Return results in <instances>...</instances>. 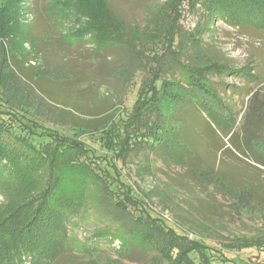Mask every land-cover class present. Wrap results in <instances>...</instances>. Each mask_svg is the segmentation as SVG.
Listing matches in <instances>:
<instances>
[{"label":"trees","instance_id":"16d2710c","mask_svg":"<svg viewBox=\"0 0 264 264\" xmlns=\"http://www.w3.org/2000/svg\"><path fill=\"white\" fill-rule=\"evenodd\" d=\"M21 1L0 0L1 37L12 36ZM183 1L164 0L159 4V7H164L168 12L164 15L175 21H170V28L162 31L165 35L156 43L155 49L150 51L141 38L129 33L130 30H138L154 23L157 20L154 17L155 11L144 25L139 26L129 24L121 18L108 0H46L41 6L39 20L23 26L22 34H25L24 37L33 48L42 42L41 36L34 34L45 24L43 19L52 26L61 27L62 22H70L69 16L73 12L79 11L86 17L83 22L85 26L75 32H59L60 28H54L52 41H57L59 49L66 54L54 63L58 70L66 74L62 79H51L38 69L30 71L31 67H35L34 64L24 68V62L33 60L28 54L30 51L22 53L21 58L15 53L7 55L4 52L1 55L0 66L8 61V65L25 84L29 81L35 86L29 83L26 85L31 91L41 93L48 89L43 85L45 83L49 85L69 80L72 84L76 83L72 86L77 91L71 90L69 95L77 101L99 97L98 90L92 83L84 90L77 87L76 64L67 57L70 46L74 41L79 42L77 39L82 40L86 33L96 40V53L100 52L98 57L104 56L101 55L104 52L120 50L122 53L119 64H112L104 69L106 77L110 71L133 58L141 67H145L146 62L151 60L156 67L152 70V64L149 66L152 76L146 79L144 90L137 92L131 113L124 112L114 118L113 103L103 98V104L108 103V106L98 114L86 110L92 107L84 104L76 112L66 107H52L57 110L59 119L64 121L56 122L59 129L47 127L41 120H35L37 115L34 112L10 103L0 91V193L4 198L0 204V264H84L87 257L84 256L85 253L101 252L99 241L112 249V241L108 235L120 242L116 252L129 251L134 246L154 250V246L162 238V232L186 237L161 218L153 216L145 206L143 220L150 224L137 220L131 210H118L119 203L111 196L110 188L100 183L93 172L81 168L77 163L78 157L85 150H91L92 153L97 149L103 151L112 159L109 167L114 172L119 168L117 161L122 163L127 155L138 156L141 163L150 166L148 161L151 162V155L155 154L166 165L185 167L196 180L216 181L219 185L225 184L233 189L246 187L251 195V185L227 184L213 167L195 164L197 159L185 133V122L189 120L185 113H207L211 118L205 120L207 127L217 130L220 125L225 126L221 134H224L223 138L227 141H232V148L228 147L230 151L241 155L245 160L252 158L257 167L264 168V149L260 151L251 147L253 141H258L264 148V79L249 92L242 118L245 126L238 129L232 122L233 108L226 106L216 94L209 75L215 74L220 78L222 75H249L251 78L248 79L255 81L252 79L254 74L250 72L253 70L251 61L237 68L225 56L214 57L207 54L202 46L203 36L212 31L218 19L235 29L251 27L264 31V0H187L188 8L198 16L196 28L190 32L177 33L173 23L179 16ZM54 12L58 19H55ZM58 20L59 23L56 24ZM182 35H186L183 41L180 40ZM162 53L168 55L166 64L160 61ZM231 86L239 92L244 91L242 87ZM193 125L197 129V124ZM107 126L110 128L107 129ZM66 127L71 129L69 133L62 130ZM101 128L105 129L103 140L98 139L97 147L90 146L92 149L84 147L81 142H74L75 139L69 138L67 143L62 144L52 139L55 134L68 137L73 136L78 129L96 132ZM201 173H211L213 179L197 176ZM85 187L92 200L90 213L86 210L88 205L82 203ZM140 204L135 196L134 202L129 203L133 209ZM78 223H89L99 229L97 234L92 235L90 244L78 241L73 235ZM187 240L182 242L184 247L181 248L168 246L160 257L162 264H264V235L250 240L239 238L242 243L233 244L238 252L254 249L255 258L259 262L257 259L250 261L227 248H224L225 251L221 250L225 260L212 262L205 251L204 242ZM194 252L200 257L198 261L192 255ZM236 256L238 261L232 258Z\"/></svg>","mask_w":264,"mask_h":264},{"label":"rangeland","instance_id":"374dc122","mask_svg":"<svg viewBox=\"0 0 264 264\" xmlns=\"http://www.w3.org/2000/svg\"><path fill=\"white\" fill-rule=\"evenodd\" d=\"M108 1L116 13L132 25H144L150 14L155 11L154 17L157 20L154 23L138 30H130L129 33L141 38L150 51L155 49L156 43L165 35L162 31H167L170 28V21H175L164 15L168 14L164 7H159V4L164 0ZM44 2L46 0H22L19 2L17 22L14 24L16 27H14V32L12 31V36H0V60L4 52L7 55L15 53L21 58L22 53L30 51L28 54L33 60L28 63L24 62V68H27L26 66L29 64H34L35 67H31L30 71L38 69L39 72L51 79H62L66 77V74L62 70H58L54 63L66 54L65 51L59 49L57 41H52L51 36L54 28L57 27L58 30L60 28L59 32L64 30L75 32L85 26L83 22L86 17L79 11L73 12L69 16L70 22L68 20L63 23L60 20L61 27L52 26L46 19H43L45 24L34 34L41 36L42 42L33 48L24 37L25 34H22L23 26L39 20V12ZM53 15L55 19H58L56 12ZM197 17L196 13L188 8V1L184 0L179 9V16L173 23V28L175 27L177 33L190 32L196 28ZM87 34H84L82 40L77 39L79 42L74 41L67 57L75 61L77 87L84 90L89 83H92L96 86L99 97L75 100L69 94L71 90L77 91L72 86L76 83L72 84L69 80L49 85L45 83L43 85L48 89L41 93L31 91L26 85L29 83L33 87L35 86L29 81H26L25 84L8 65V61L7 64L0 66V91H2L3 97L10 103L19 105L20 109L25 108L29 112H34L37 115L35 120H41L43 125L56 129L58 128L56 122L62 119H59L57 110L52 107H66L76 112L84 104L90 106L89 108L92 107L86 110L95 111V114H98L108 106V103L103 104V98L109 103H113L114 118L124 112L131 113L130 109L137 92L140 93L144 90L146 79L152 76L149 66L152 64L151 69L153 70L156 67L155 64L151 60L146 62L145 67H141L133 58L128 63L110 71L106 77L104 69L109 68L112 64H119L122 61L120 59L122 53L120 50L104 52L101 54L104 56L98 57L100 52L96 53L98 52L94 43L96 40ZM185 36L182 35L180 40L183 41ZM203 39L202 46L207 54L214 57L225 56L237 68L251 61L253 70L250 72L254 74L252 79L256 82L250 81L248 77L251 78V76L249 75H247L248 77L222 75L221 78L215 74L209 75L216 94L226 106L233 108L231 109L232 122L235 127L241 129L245 126V120L242 118L249 92L264 79V31L251 27L235 29L218 19L215 21L212 31L205 34ZM167 57L166 53H162L160 61L166 64ZM40 81L43 83V80ZM221 83L228 85L224 86ZM231 85L242 87L244 91L239 92ZM185 116L189 118L185 122V133L188 144L193 148L195 159H197L195 164L202 167H213L227 184L235 186L249 184L253 193L251 192L250 195L246 187L233 189L225 184L219 185L216 181L196 180L185 167L166 165L162 158L155 154H150L152 157L151 162L148 161L150 166L141 163L142 160L138 156L127 155L122 163L117 161L119 166L117 173L109 167L112 159L103 151L94 149L95 153H92L91 150H85L78 157L77 163L81 168H87L93 172L100 179V183L110 188L111 196L119 203L118 210L124 212L131 210L137 220L148 223L143 220L145 206L153 216L161 218L168 226H172L179 234L187 238L162 232V238L158 240L154 250H143L134 246L129 251L116 252L119 250L120 242L118 239H111L108 235L112 241L110 244L112 249L99 241L101 252L98 254L85 253L84 256L87 257L84 264H162L163 261L160 257L167 251L168 246L184 247L183 243L188 241L187 239L204 242L206 244L205 251L212 262L225 260V256L221 253V250L225 251L224 248L234 250L237 255L249 258L250 261L259 260L255 258L254 249L253 251L238 252L233 244L242 243L239 238L250 240L264 235V168L257 167L252 158L245 160L241 155L230 151L232 141H227L226 138H223L224 134H221L225 126L220 125L221 127L216 128L217 130L207 127L205 120H211L207 113L201 115L196 111L191 114L190 111V113L186 112ZM62 122L64 123L63 120ZM62 122H60L61 125H63ZM193 123L197 124L198 127L195 125L197 129L193 128ZM108 128L110 126H107ZM62 130L68 133L71 131L67 127ZM104 134V128L96 132L78 129L73 136L64 137L55 134L52 139L58 144L67 143L69 138L75 139L74 142H81L84 147L92 149L90 146L97 147V140H103ZM251 147L260 151L264 149L258 141H253ZM197 176L213 179L211 173H201ZM86 188L82 195V203L88 205L86 210L89 212L92 200L87 195ZM134 196L137 198L138 204L143 202L136 209L129 205L130 202H134ZM3 201V195L0 193V204ZM78 224L79 226L73 230V235L78 241L90 244L92 235L97 234L99 229L89 223ZM192 255L196 261L199 260L200 257L197 253L194 252ZM232 258L239 260L237 256Z\"/></svg>","mask_w":264,"mask_h":264}]
</instances>
